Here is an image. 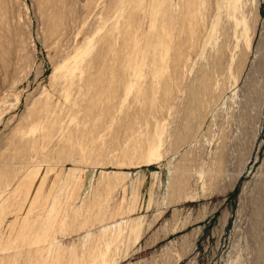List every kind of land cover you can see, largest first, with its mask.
Returning a JSON list of instances; mask_svg holds the SVG:
<instances>
[{
  "label": "rangeland",
  "instance_id": "374dc122",
  "mask_svg": "<svg viewBox=\"0 0 264 264\" xmlns=\"http://www.w3.org/2000/svg\"><path fill=\"white\" fill-rule=\"evenodd\" d=\"M50 1L0 0V264H264V0Z\"/></svg>",
  "mask_w": 264,
  "mask_h": 264
},
{
  "label": "bare ground",
  "instance_id": "6f19581e",
  "mask_svg": "<svg viewBox=\"0 0 264 264\" xmlns=\"http://www.w3.org/2000/svg\"><path fill=\"white\" fill-rule=\"evenodd\" d=\"M44 3L46 2L47 4L52 3L50 0H42ZM68 73H70L68 71ZM74 80H72L71 82L68 83V86L66 88H64V95L66 96L67 99L71 100L72 99V91H73V86H74ZM117 92V91H116ZM116 92L112 93L115 94ZM121 93V92H120ZM120 93H118L117 95H119Z\"/></svg>",
  "mask_w": 264,
  "mask_h": 264
}]
</instances>
